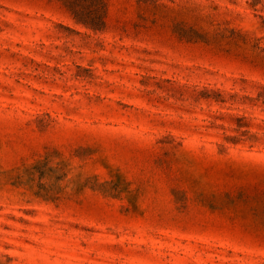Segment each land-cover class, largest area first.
I'll list each match as a JSON object with an SVG mask.
<instances>
[{
	"label": "rangeland",
	"instance_id": "rangeland-1",
	"mask_svg": "<svg viewBox=\"0 0 264 264\" xmlns=\"http://www.w3.org/2000/svg\"><path fill=\"white\" fill-rule=\"evenodd\" d=\"M0 0V264H264V0Z\"/></svg>",
	"mask_w": 264,
	"mask_h": 264
},
{
	"label": "trees",
	"instance_id": "trees-1",
	"mask_svg": "<svg viewBox=\"0 0 264 264\" xmlns=\"http://www.w3.org/2000/svg\"><path fill=\"white\" fill-rule=\"evenodd\" d=\"M102 3H103L102 0H98V10L96 11L95 16L92 19L93 21H96V23L90 25V27L95 28V27H100L102 25L101 16L99 14L102 7Z\"/></svg>",
	"mask_w": 264,
	"mask_h": 264
}]
</instances>
